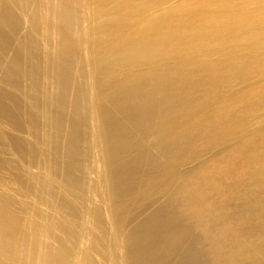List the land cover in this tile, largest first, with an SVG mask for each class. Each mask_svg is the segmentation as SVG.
<instances>
[{
  "label": "rangeland",
  "instance_id": "rangeland-1",
  "mask_svg": "<svg viewBox=\"0 0 264 264\" xmlns=\"http://www.w3.org/2000/svg\"><path fill=\"white\" fill-rule=\"evenodd\" d=\"M98 1L74 0L60 61L26 23L44 13L0 0V264H264V0ZM102 85L134 104L110 107ZM142 103L164 114L145 130ZM97 105L120 139L109 167Z\"/></svg>",
  "mask_w": 264,
  "mask_h": 264
},
{
  "label": "bare ground",
  "instance_id": "bare-ground-1",
  "mask_svg": "<svg viewBox=\"0 0 264 264\" xmlns=\"http://www.w3.org/2000/svg\"><path fill=\"white\" fill-rule=\"evenodd\" d=\"M18 2L20 9L23 11V13H25V15L28 17V15L32 12V10H36L35 12H43L44 14H42L41 16H37L35 13L28 18V20L26 19V23L28 24V26H30L32 28V30L35 33L38 34H43L46 35V37L48 38V43L45 44V47L50 49V51L53 52V54L56 56V58L60 61H64L65 59H67L66 57H68V55L70 56L71 53L70 51L73 49L74 46V38H73V34L75 32V29L72 26V23L70 22L71 18V8L73 7V2L74 0H15ZM86 1V0H85ZM100 1V0H99ZM98 1V2H99ZM106 1V0H105ZM88 2V1H87ZM11 3V2H10ZM93 3V2H92ZM116 3V1H115ZM77 4V3H76ZM87 4V3H86ZM90 4V3H89ZM88 4V5H89ZM122 4V3H121ZM204 4V3H203ZM113 5V4H112ZM115 6V5H114ZM88 7V6H86ZM91 8V7H89ZM104 8V7H103ZM122 10V9H121ZM9 13V12H8ZM86 15V14H85ZM123 15V14H122ZM126 15H128L126 13ZM82 16V15H81ZM87 16V15H86ZM95 16V15H94ZM90 17V16H89ZM126 16V20H127ZM86 18V17H85ZM105 18V17H104ZM73 19V18H72ZM102 19V18H101ZM78 20V19H77ZM94 20V19H93ZM74 21V20H73ZM100 21V20H99ZM98 21V22H99ZM149 21V20H148ZM150 22V21H149ZM2 23H5L4 21H2ZM154 23V22H153ZM89 24V23H88ZM18 25V24H17ZM84 25V24H83ZM9 27V29H11L12 25H7ZM16 26V25H15ZM81 26V25H80ZM153 26V25H152ZM17 27V26H16ZM104 27V26H103ZM106 27V26H105ZM112 27V26H111ZM13 26H12V30H13ZM94 28V27H93ZM80 29V28H79ZM95 29V28H94ZM110 29V28H109ZM111 30V29H110ZM147 30V29H146ZM154 31V30H153ZM29 32V30H28ZM89 32V31H88ZM87 33V32H86ZM152 33V32H150ZM30 34V33H29ZM31 35V34H30ZM87 35V34H86ZM113 35V34H112ZM27 37V36H26ZM104 37V36H102ZM162 37V36H161ZM113 38V37H112ZM163 38V37H162ZM27 39V38H26ZM168 39V38H167ZM88 41V40H87ZM85 42V41H84ZM168 42V41H167ZM166 42V43H167ZM165 43V42H164ZM142 47V46H141ZM148 47V46H147ZM146 47V48H147ZM96 48V47H95ZM108 49V48H107ZM28 50V49H27ZM151 50V49H150ZM78 51V50H77ZM112 51V50H111ZM90 52V50H89ZM116 52V51H115ZM121 52V51H120ZM119 52V53H120ZM111 53V52H110ZM139 53V52H138ZM8 54V53H6ZM30 54V53H29ZM126 54V53H125ZM32 55V54H31ZM134 55V54H133ZM149 55V54H148ZM124 56V55H123ZM49 57V56H48ZM114 57V56H113ZM126 58V57H125ZM136 58L139 59V57L137 56ZM146 58V57H145ZM36 60V59H35ZM123 60L121 59V61H115L112 63H109L107 67V69H114V68H120L121 62ZM50 62V61H49ZM55 62V61H54ZM130 63V62H129ZM135 64V63H134ZM131 66V64H130ZM55 67V66H54ZM121 69V68H120ZM123 70V69H122ZM104 71V70H103ZM115 71V70H113ZM118 73V72H117ZM121 73V72H120ZM70 72L69 69L62 67L60 68L59 66H57L56 68H52L51 70H47L45 72V79L48 81V85H50V88H52V90H55L56 95L55 98L53 100L54 105L55 103H57L58 105H63L64 103H66L67 100V84L69 82L70 79ZM147 76V75H146ZM155 77V76H153ZM136 78V77H135ZM146 78V77H145ZM162 79V78H161ZM164 79V78H163ZM45 80V81H46ZM128 80V79H127ZM20 81V80H19ZM15 82V81H14ZM135 83V82H134ZM16 84V83H15ZM114 85V84H113ZM130 85V84H129ZM119 86V85H118ZM145 86V85H144ZM153 86V85H152ZM191 86V85H190ZM139 87H142V85H140ZM105 88H107V85H103L101 86V91L98 95L102 96L101 94L104 92H106ZM129 88V87H128ZM140 89V88H139ZM138 89V86H136L135 89L131 88V90H129V95H131V93H134L136 95V93L141 92V90ZM94 90V89H93ZM119 90V89H118ZM96 93V92H95ZM165 93V92H164ZM164 95V94H163ZM31 96V95H30ZM78 96L81 97V95L78 94ZM32 97V96H31ZM86 97V96H85ZM107 103H111L112 108H121L123 107V105H131L134 104L133 103H129L128 100H125V97L119 95V94H108L106 92L105 96H103ZM130 99V98H129ZM96 100V99H95ZM163 102L168 104L169 102V98H162ZM75 101V100H74ZM98 101V100H97ZM136 104V103H135ZM104 104H102L101 106H103ZM109 105V104H108ZM159 107L162 105V103H158ZM100 105H97V108H95L92 111V114H90L93 118V123L95 128L98 131V135L96 137V142H97V148L98 151L100 153V155L102 157H104L105 160H107V162L105 163L108 167L115 162V158H119V153L121 152V148H119L120 146V139L118 138V129L113 127H109L108 126V122L107 120L110 118L109 115L111 113V111L107 108H101ZM192 107V106H191ZM169 109H173L171 106H169ZM188 111V110H187ZM158 112V114L156 115V113H154V110H152V107H147V105H144L142 103L140 111H138L131 119H133V122L135 123L136 127H140V129H144L145 128H149L151 127L152 124H154V122H161L159 119L160 117L162 118L164 116V114ZM90 116V117H91ZM109 117V118H108ZM171 117V116H170ZM174 117V115H173ZM156 119V121H154ZM163 119V118H162ZM172 120V119H171ZM167 121V120H165ZM113 122V121H112ZM143 122H147V125H144ZM114 123V122H113ZM117 124V123H116ZM115 124V125H116ZM116 127V126H115ZM157 127V126H156ZM159 127V126H158ZM164 128V127H163ZM70 129V128H69ZM71 136H73V138L76 140H79V134L78 131L74 128H71ZM175 130V129H174ZM169 131V130H167ZM166 131V132H167ZM169 132H167L168 134ZM70 134V133H69ZM161 141L162 139L159 138ZM158 139V140H159ZM159 140V141H160ZM181 140V139H179ZM178 141V140H177ZM94 144V143H93ZM172 145V148H170ZM174 145H180V144H173V143H169L167 142L164 145V153H168V157L169 158H177L176 156H173V152H178V150H182L183 147L187 146V140H184V144L180 145V147L176 148V146ZM111 146H115L117 147V149L119 148L120 150H116L114 152H112L110 150L109 147ZM168 146V147H166ZM175 147V148H173ZM96 149V148H95ZM116 149V148H115ZM97 151V150H96ZM123 152V151H122ZM124 153V152H123ZM181 153H183V151H181ZM179 154V153H177ZM99 157V156H97ZM96 158V157H95ZM100 158V157H99ZM178 159V158H177ZM99 159H97L98 162ZM101 160V159H100ZM117 161V160H116ZM100 162V161H99ZM98 162V164H99ZM102 162V161H101ZM177 163V162H176ZM73 164V163H71ZM74 165V164H73ZM203 165V164H202ZM104 166V165H103ZM124 166V165H123ZM102 167V166H101ZM171 169V168H170ZM251 169V168H250ZM199 169H197L198 171ZM99 171V170H98ZM56 172V171H55ZM69 172V171H68ZM170 172V171H169ZM168 172V173H169ZM98 173V172H97ZM100 173V172H99ZM194 175V174H193ZM257 175V174H256ZM67 177L70 180L71 184H75V182H73L71 180V178L69 177V175L67 174ZM104 177V176H103ZM107 177V176H105ZM104 177V179H105ZM167 177V175L165 176ZM103 179V178H102ZM161 179V178H160ZM157 180V179H154ZM163 180V179H162ZM169 180V179H168ZM167 180V181H168ZM162 182V181H161ZM243 182V181H242ZM241 182V183H242ZM253 182V181H252ZM170 183V182H169ZM254 184V183H253ZM162 185V184H161ZM190 185V184H189ZM260 185V184H259ZM159 186V185H158ZM257 186V185H256ZM160 187V186H159ZM162 187V186H161ZM261 187V186H260ZM259 187V188H260ZM156 188V187H154ZM164 188V187H163ZM258 188V189H259ZM194 190V189H193ZM235 190V189H234ZM147 192V191H146ZM185 192V191H184ZM148 193V192H147ZM187 194V192H186ZM147 195V194H146ZM149 195V194H148ZM244 195V194H243ZM115 196V195H114ZM192 196V195H191ZM246 196V195H245ZM244 203V202H243ZM225 209V208H224ZM169 211V210H168ZM169 213V212H168ZM171 215V214H170ZM4 217V216H3ZM195 217V216H194ZM3 219L2 217H0V222L3 221L1 220ZM230 219V218H229ZM233 222V221H232ZM17 224V222H15ZM15 224V225H16ZM11 226V225H10ZM256 226V225H255ZM12 227V226H11ZM148 230V229H147ZM156 231V230H155ZM148 234V233H147ZM161 234V233H160ZM167 235V234H166ZM163 242V241H162ZM5 251V250H4ZM3 251V252H4ZM214 253V252H213ZM203 255L205 258H207L208 254V250H204L203 251ZM202 256V255H201ZM192 257V256H191ZM254 258V257H253ZM141 261V260H140ZM143 261V260H142ZM146 261V260H145ZM144 261V262H145ZM51 264H64V261L59 258V257H53L52 260H50ZM147 263V262H146ZM139 264V263H138ZM145 264V263H144Z\"/></svg>",
  "mask_w": 264,
  "mask_h": 264
}]
</instances>
